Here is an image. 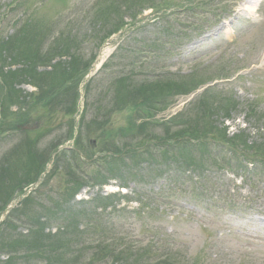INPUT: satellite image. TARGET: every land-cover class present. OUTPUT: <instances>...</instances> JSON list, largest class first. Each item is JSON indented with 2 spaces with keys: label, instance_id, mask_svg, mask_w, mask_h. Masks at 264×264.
<instances>
[{
  "label": "rangeland",
  "instance_id": "obj_1",
  "mask_svg": "<svg viewBox=\"0 0 264 264\" xmlns=\"http://www.w3.org/2000/svg\"><path fill=\"white\" fill-rule=\"evenodd\" d=\"M245 1L0 0V12L16 7L20 14L23 12V21L17 20V23L13 22L12 15L7 19L0 17V28H6L0 38V119L16 116L33 97H40L49 89L69 84L77 98V89L80 88L84 97L79 100L76 110L81 112L79 107H83L84 113L80 115V123L76 120L74 139L73 127L62 125L59 132L56 129L68 120L62 112L51 117L49 124L42 123L38 131L30 133L34 139L40 134L50 133L46 134L48 138L41 147L49 156L52 155L46 162V169L53 172L56 165H61L65 172L69 170L64 176L65 182L71 178L86 187L80 193L81 198L102 195L98 183L104 184L105 179L98 173L104 166L107 178L127 186V198L112 197V203L109 202L113 205L109 208L112 213L97 215V226L88 224L90 233L101 238L108 236V244L119 236L131 244L138 235L148 239L153 233L162 231L161 239L173 237L178 242V250L184 253L177 259L172 258L174 264H264L263 165L246 169L249 162L240 158L232 165L224 166L222 156L218 155L214 163L222 165L207 169L202 179L205 186L202 190L190 184V180H200L195 175L197 172L181 167L179 170L175 162L169 167L162 166L158 173L147 175L144 173L147 166L153 164L146 158L152 150L157 152L154 146L141 137L136 139L118 134L132 117L140 123L150 121L148 134L161 138L160 128L167 123L166 120L189 109L198 99L205 102L229 99L238 104L237 107L228 117L217 112L211 123L218 128L227 127L228 136L244 132L249 143L264 145V0L258 7L250 4L251 12L239 13ZM112 2L117 13L111 14L110 24L105 28L96 18L100 10ZM94 7L98 10L88 14ZM231 18L232 23L222 27V23ZM58 22L62 26H54ZM115 23L120 24L121 31L113 34L102 46L106 30L116 26ZM17 28L18 37L9 42L10 33ZM104 49L112 53V58L105 62L102 72L94 78L91 72L80 84L77 80L70 82L77 78L75 75H83L90 66L94 68ZM154 74H166L167 77L153 83L145 80ZM114 80L122 84L117 97H114L116 104L110 103L112 98H109ZM205 81L207 84L196 91ZM150 87L156 91L153 96H149ZM211 88L206 97H200ZM179 91L192 94L182 96ZM149 97H155L151 102L155 112L147 121L139 103L148 101ZM191 109L194 114L198 110L197 103ZM74 113L77 112L74 110ZM99 125V131L105 127L116 131L113 139L117 145H111L105 137L100 142L95 139L98 135L96 126ZM163 132L169 134L166 128ZM92 142L94 147L89 151ZM8 143L10 149L0 153L3 174L0 178L4 183H0V187H6L4 194L25 180L22 175L25 170L28 171V179L35 171L27 170L31 166L28 164L20 170L14 166L3 169L16 144ZM101 144H109L114 150L120 148L125 164L118 160L109 170L105 162L111 157L121 159V155L101 152ZM57 145L59 147L55 150ZM73 147L78 152L76 161L71 153ZM81 148L87 152H82ZM219 150L225 156L223 150ZM57 151L64 159L59 157L58 164L53 165V155ZM21 158L14 156L9 163H16ZM81 162L82 167L77 168ZM60 180L63 181L61 177ZM54 181L51 178L47 181L45 186H49L46 190ZM12 182L15 184L9 186ZM26 185L20 190L24 191ZM71 185L59 188L64 200L72 198ZM34 188L37 190L38 187ZM50 229H47V234L52 232ZM11 239H18V235ZM35 240L40 244L45 242L42 237ZM147 246L133 249L142 251ZM45 256L43 254L42 257ZM181 257L184 259L180 260Z\"/></svg>",
  "mask_w": 264,
  "mask_h": 264
},
{
  "label": "trees",
  "instance_id": "obj_2",
  "mask_svg": "<svg viewBox=\"0 0 264 264\" xmlns=\"http://www.w3.org/2000/svg\"><path fill=\"white\" fill-rule=\"evenodd\" d=\"M12 51H14V47H12ZM201 103H202V101H201ZM201 103L199 104V107L201 105V107H200V117L199 118H200L201 122H205L207 120V115L211 112V110L213 109V106L211 104H208V103H205V102H203L202 104ZM217 110L219 111V109H217ZM186 126H189V125L186 124ZM209 127L212 128L213 124H210ZM180 133H182L184 135H190V136L193 135L195 138L206 137V135H207V134L203 133V129L201 131V128L198 125H196L195 127L184 128L183 131L180 132Z\"/></svg>",
  "mask_w": 264,
  "mask_h": 264
},
{
  "label": "bare ground",
  "instance_id": "obj_3",
  "mask_svg": "<svg viewBox=\"0 0 264 264\" xmlns=\"http://www.w3.org/2000/svg\"><path fill=\"white\" fill-rule=\"evenodd\" d=\"M252 1H254V0H250V2H252Z\"/></svg>",
  "mask_w": 264,
  "mask_h": 264
}]
</instances>
